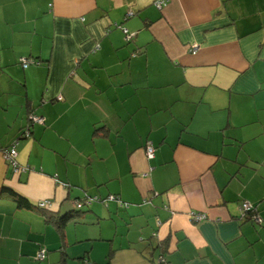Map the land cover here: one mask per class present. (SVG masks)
I'll return each mask as SVG.
<instances>
[{"label": "crops", "instance_id": "obj_1", "mask_svg": "<svg viewBox=\"0 0 264 264\" xmlns=\"http://www.w3.org/2000/svg\"><path fill=\"white\" fill-rule=\"evenodd\" d=\"M156 2L0 0V186L102 199L0 196V264H264V0Z\"/></svg>", "mask_w": 264, "mask_h": 264}, {"label": "trees", "instance_id": "obj_2", "mask_svg": "<svg viewBox=\"0 0 264 264\" xmlns=\"http://www.w3.org/2000/svg\"><path fill=\"white\" fill-rule=\"evenodd\" d=\"M34 61L33 62H36L37 60L36 59H33ZM21 62V61H20ZM21 64L23 65V63L21 62ZM31 64V63H30ZM24 67V66H23ZM32 114H36V113H32ZM31 114V115H32ZM31 115H29L28 117V122L27 124L24 126L22 132L20 133L19 137L20 138H27L29 136H31V133H32V126L35 124L33 123L32 119H31ZM38 115V114H37ZM106 127L104 125H101V126H97L96 129L94 130L95 133H98L99 131H103L105 130ZM20 138H17V140L15 141H20ZM10 146V145H8ZM7 146V147H8ZM3 148H0V152L2 153L3 151ZM10 166V165H9ZM11 167V166H10ZM12 168V167H11ZM13 170V169H12ZM4 195H10V196H13L15 198V200L17 201L18 205L21 206V207H29V208H37V209H40L42 210L45 215L47 216L48 219H51L52 221H54V223H56L59 227H63L64 225H66L70 220L76 218L77 216H79L84 208L86 207H89L91 203H87L86 201V198H76L75 199V205L73 207V209L71 210H68L62 214H56V213H52L50 212L52 209L46 205H41V200L40 201H37L36 203H32L28 200L27 197H25L24 195L20 194L18 191H16L14 188L8 186V185H2L0 186V196H4ZM100 200H102L101 198H99ZM44 201V200H43ZM79 202H82V207H78L77 206V203ZM198 213H205V212H202V211H197L196 214ZM207 214V213H206ZM255 211L253 212H249V213H245V214H242L241 217L242 219L246 220V219H251L253 222H256V223H259L257 221H255L253 219V215H255ZM191 220L193 222H199L195 219L194 216H190ZM207 218H208V215H207ZM205 218V219H207ZM201 220H204V219H201ZM200 220V221H201ZM262 222V221H261ZM43 248V247H42ZM157 249H159V256H163L165 259H166V263L167 264H172L169 259L167 258L166 256V252H167V245H166V241H162V242H159L156 246ZM86 259H83V264L85 262ZM92 262V261H91ZM93 263V262H92Z\"/></svg>", "mask_w": 264, "mask_h": 264}, {"label": "built area", "instance_id": "obj_3", "mask_svg": "<svg viewBox=\"0 0 264 264\" xmlns=\"http://www.w3.org/2000/svg\"><path fill=\"white\" fill-rule=\"evenodd\" d=\"M165 4H166V0H157V2H156V5L158 7H163ZM123 30L125 32L126 40L132 39L133 35L131 33H129V31L126 28H124ZM196 50H197V45H193L191 48V51L193 53H195ZM20 61L23 63L24 67H27L34 60L32 58H21ZM62 98H63L62 96H59V99H62ZM31 119H32L33 123H41V124L45 123V117L42 115L32 114ZM17 143H18V141H15L12 144H10V146L4 147L3 151H2V155H3L4 159L7 161V163L12 167V169L15 173H21L23 171L28 170L29 167L23 166L19 163V160L17 159V155H18ZM154 153H155V147L151 144H148L146 146L147 156L153 157ZM97 200H100L99 197H88V198H86V201L88 204L93 202V201H97ZM40 204L46 205L50 208L52 206V203L49 200L41 201ZM82 204H83L82 202H79V203H77V206L82 207ZM242 211H243L242 214L253 212L254 211L253 205L246 201L242 206ZM196 213H197L196 210L191 211L190 216H194L197 221H200L201 219L207 218L206 213H198V214H196ZM253 216H254L253 219L255 221H257L259 223L261 222V218L259 216H257L256 214ZM46 252H47L46 249H44V248L40 249V251L37 255V258L38 259H44L46 257ZM157 263L167 264L166 259L163 256H158ZM84 264H93V263L90 260L86 259Z\"/></svg>", "mask_w": 264, "mask_h": 264}, {"label": "rangeland", "instance_id": "obj_4", "mask_svg": "<svg viewBox=\"0 0 264 264\" xmlns=\"http://www.w3.org/2000/svg\"><path fill=\"white\" fill-rule=\"evenodd\" d=\"M43 116V115H42Z\"/></svg>", "mask_w": 264, "mask_h": 264}]
</instances>
